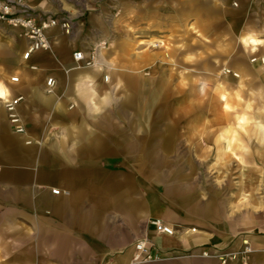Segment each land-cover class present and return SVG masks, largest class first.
Masks as SVG:
<instances>
[{"label":"crops","instance_id":"crops-1","mask_svg":"<svg viewBox=\"0 0 264 264\" xmlns=\"http://www.w3.org/2000/svg\"><path fill=\"white\" fill-rule=\"evenodd\" d=\"M151 1L120 0L122 14L110 22L98 12L88 15L87 27L96 42L108 39L92 66L72 57L76 50L89 56L81 35L70 37L54 27L48 32L50 49L23 60L26 39L18 29L1 27L0 92L7 95L0 96V264H137L136 243L141 239L150 241L152 254L165 255L219 236L204 230L211 226V208L184 191L179 167L168 177L158 164V158L184 156V142L195 135L188 126L208 125L209 120L197 124L194 119L183 123L148 117L146 103L134 101V94L147 93L146 86L140 90L134 84H145L141 68L158 65V51L144 52L139 43L147 40L150 15L155 16L158 45L165 47L163 38L169 39L189 56L195 40L203 46L220 43L228 18L233 26L234 13L228 0H153V9ZM249 27L244 23L242 30ZM261 64L242 62L228 69L239 71L243 79L253 77ZM14 75L18 83L10 81ZM48 77L56 80L53 93L45 91ZM193 77L186 76L189 82ZM200 83L197 92L206 93L205 81ZM19 95L23 133L14 131L3 105L4 99ZM105 95L107 104L93 111L89 101L99 105ZM235 125L241 128L226 130L235 136H220L235 158H244L245 164L250 159L253 173L255 159L264 156V120L239 116ZM186 144L187 152L195 148ZM198 150L205 147L200 143ZM152 219L179 232L158 234ZM191 225H196L195 232Z\"/></svg>","mask_w":264,"mask_h":264},{"label":"rangeland","instance_id":"rangeland-1","mask_svg":"<svg viewBox=\"0 0 264 264\" xmlns=\"http://www.w3.org/2000/svg\"><path fill=\"white\" fill-rule=\"evenodd\" d=\"M239 3L244 5L243 9ZM228 5L234 13L231 17L233 26L228 18L220 43L211 42L203 46L195 40L193 53L189 56L184 55V47L172 45L169 39L163 38L165 47L158 45L155 37L158 36V29L154 28L153 14L148 19L152 26L145 30L147 40L139 42L144 52L158 51L157 67L152 64L141 68L145 84L140 80L134 84L140 90L146 86L147 93L134 94V101L146 103L147 116L179 118L181 121L194 119L197 124L203 123L202 119L209 120L205 122L210 123L208 125L188 126L195 130V135L184 142V152H180L184 156L158 158V164L164 167V176L168 177L172 168L179 167L178 176L184 191H189L195 202L211 208V226L204 230L216 231L219 236L216 237L218 240L171 252V255L179 257L157 261L141 258L137 264H220L218 258L192 256L202 251L226 254V264H243V256L252 264H264V156L255 159L257 165L254 164V172L250 173V159L245 164L244 158H235L231 149L227 148L228 142L220 136L221 133L227 137L235 136L226 130L241 128L235 125L236 117L264 120V62H261L264 59V0H228ZM73 6L71 8L79 9L81 14L74 18L72 33L68 36L81 35L90 58L94 52L97 54L99 49L108 46V39L102 38L98 41L99 45L94 44V31L87 27L88 15L98 12L106 22H110L121 16L122 6L120 0H84ZM150 6L153 9V0ZM244 23L250 24V27L242 30ZM195 35L199 33L196 31ZM252 58H261L257 61L262 63L261 69H256L253 77L242 79L237 70L230 71L240 74L239 79L224 74L223 68L249 63ZM188 74L194 75L191 82L186 78ZM201 81H205L206 93L197 92L202 89ZM191 90L196 92L191 93ZM220 100L226 107L220 104ZM201 130L207 132L198 134L197 131ZM185 143L193 144L194 151L187 152ZM200 143L205 150H198ZM230 143L235 152L236 140L233 138ZM187 153L190 156H186ZM261 153L264 150L260 149ZM236 161H239V165ZM246 165L248 168H244ZM171 176L174 177V174ZM212 225L220 227V232ZM244 241L251 248L246 255L240 254L245 247Z\"/></svg>","mask_w":264,"mask_h":264},{"label":"built area","instance_id":"built-area-1","mask_svg":"<svg viewBox=\"0 0 264 264\" xmlns=\"http://www.w3.org/2000/svg\"><path fill=\"white\" fill-rule=\"evenodd\" d=\"M84 0H0V29L3 25L7 27L18 29L19 35L24 37L27 41V47L22 53V59L28 60L30 56L39 50L50 49V39L48 32L54 27L59 29L66 35L72 33V24L74 18L81 14L77 8L72 9L73 5L79 4ZM99 1V0H95ZM45 3L50 7L41 5ZM236 5V3H234ZM99 45L98 42L94 43ZM96 53V52H94ZM86 58L82 50H76L73 52L72 57L76 63H81L83 66H92L95 63L96 54ZM261 58H252L251 62L257 61ZM261 62L262 61L261 59ZM31 69H36V66H30ZM105 79H108L105 76ZM10 81L13 83L19 82L17 75L11 76ZM56 85V80L53 77L46 79L45 91L47 93H53ZM23 96L10 97L3 100V105L10 124L17 133L24 132V126L22 119L18 113L17 107ZM53 193H58L59 190L53 189ZM150 224L155 228L158 234H165L169 236L176 235L177 231L172 225H169L161 219H152ZM191 232H195V227L191 228ZM245 247L240 254L246 255L251 251V248L247 246L244 241ZM151 243L147 238L141 239L136 243L137 254L135 259H143L145 261H157L166 260L170 258L179 257L171 255V252L165 255L150 252ZM192 256H201L208 258H218L220 264H226V254H213L209 251H202L199 254H193ZM234 256V254H230ZM243 264H252L246 260V256H243Z\"/></svg>","mask_w":264,"mask_h":264},{"label":"clouds","instance_id":"clouds-1","mask_svg":"<svg viewBox=\"0 0 264 264\" xmlns=\"http://www.w3.org/2000/svg\"><path fill=\"white\" fill-rule=\"evenodd\" d=\"M116 87L118 88L119 85H116ZM6 95H7V92H0V96H6ZM94 96H95V94H94ZM107 102H108L107 95L100 97L99 105L95 104V99L89 101V103L93 105V111H95L97 113L102 110L103 105L107 104Z\"/></svg>","mask_w":264,"mask_h":264},{"label":"bare ground","instance_id":"bare-ground-1","mask_svg":"<svg viewBox=\"0 0 264 264\" xmlns=\"http://www.w3.org/2000/svg\"><path fill=\"white\" fill-rule=\"evenodd\" d=\"M262 60H264V59H262ZM224 72L225 73H229V74L231 73L234 77H238L239 76L237 73L231 72L229 69H224Z\"/></svg>","mask_w":264,"mask_h":264}]
</instances>
